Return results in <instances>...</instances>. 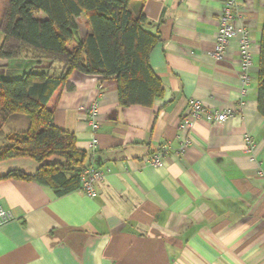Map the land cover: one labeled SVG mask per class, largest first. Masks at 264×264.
I'll list each match as a JSON object with an SVG mask.
<instances>
[{
  "label": "crops",
  "instance_id": "0c3cea01",
  "mask_svg": "<svg viewBox=\"0 0 264 264\" xmlns=\"http://www.w3.org/2000/svg\"><path fill=\"white\" fill-rule=\"evenodd\" d=\"M221 1H129L131 13L141 11L144 29L158 37L149 63L162 93L151 106H122L115 78L72 71L73 88L57 89L49 100L52 122L74 135L86 164L104 176L93 197L1 179L0 205L13 218L0 227V264H264V117L257 108L264 0H235L234 25L252 41L244 94L237 37L222 59L209 54ZM82 21L80 37L87 31ZM46 63L0 59V77ZM192 98L228 108L231 116L219 123L201 117L183 130ZM94 104L96 131L87 113ZM26 125V118L13 117L5 133ZM163 145L169 153L150 166L148 157ZM38 166L12 158L0 161V175Z\"/></svg>",
  "mask_w": 264,
  "mask_h": 264
},
{
  "label": "trees",
  "instance_id": "16d2710c",
  "mask_svg": "<svg viewBox=\"0 0 264 264\" xmlns=\"http://www.w3.org/2000/svg\"><path fill=\"white\" fill-rule=\"evenodd\" d=\"M0 59L47 62L18 77H0V161L27 157L34 173L10 170L3 178L34 180L56 195L79 189V173L88 165L72 133L52 122L48 106L60 88L72 89V71L113 77L122 106H151L162 93L149 54L158 37L144 29L141 11L133 15L130 0H0ZM85 17L86 33L79 35ZM83 24V21H82ZM257 108L264 117V23L258 64ZM13 117L26 118L23 128Z\"/></svg>",
  "mask_w": 264,
  "mask_h": 264
},
{
  "label": "built area",
  "instance_id": "2783aa9c",
  "mask_svg": "<svg viewBox=\"0 0 264 264\" xmlns=\"http://www.w3.org/2000/svg\"><path fill=\"white\" fill-rule=\"evenodd\" d=\"M236 2L235 0H222L220 13L217 17V34L215 37V43L212 50L209 52L210 56L215 59H222L224 57V51L229 41L233 37H237L239 50H240V74L239 81L242 87V93L246 91V86L250 82L249 71L253 64L252 54L249 49L252 46L249 33L244 27H235ZM97 106L94 104L88 110V123L91 126L92 131H96L98 128V122L96 121ZM188 116L184 117L180 123V128L188 130L192 127L194 122L204 117L208 123L224 122L229 116L231 111L228 108H214L206 106L199 99H190L188 101ZM191 118V119H189ZM246 142L251 148L253 146L252 140L246 137ZM185 145H182L175 154H179ZM169 153V147L163 145L155 150L147 159V162L152 167H158L161 165V160ZM104 173L101 169L88 165L79 173V190L85 193L89 197H93L96 193V182L101 180ZM13 218L10 209L0 205V227L9 222Z\"/></svg>",
  "mask_w": 264,
  "mask_h": 264
},
{
  "label": "rangeland",
  "instance_id": "374dc122",
  "mask_svg": "<svg viewBox=\"0 0 264 264\" xmlns=\"http://www.w3.org/2000/svg\"><path fill=\"white\" fill-rule=\"evenodd\" d=\"M0 8H1V1H0ZM80 30H81V32H84V30H85L84 29V24H82V21H80Z\"/></svg>",
  "mask_w": 264,
  "mask_h": 264
}]
</instances>
